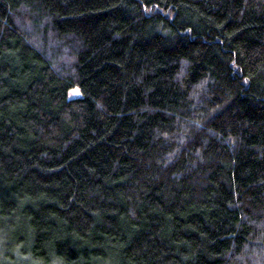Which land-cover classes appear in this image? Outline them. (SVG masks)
<instances>
[{"label": "trees", "instance_id": "obj_1", "mask_svg": "<svg viewBox=\"0 0 264 264\" xmlns=\"http://www.w3.org/2000/svg\"><path fill=\"white\" fill-rule=\"evenodd\" d=\"M0 264H264V0H0Z\"/></svg>", "mask_w": 264, "mask_h": 264}, {"label": "rangeland", "instance_id": "obj_2", "mask_svg": "<svg viewBox=\"0 0 264 264\" xmlns=\"http://www.w3.org/2000/svg\"><path fill=\"white\" fill-rule=\"evenodd\" d=\"M79 95H80V92H79L76 88L71 89V90L69 91V96H70V97H77V96H79Z\"/></svg>", "mask_w": 264, "mask_h": 264}]
</instances>
